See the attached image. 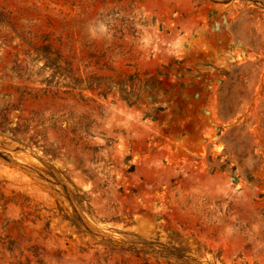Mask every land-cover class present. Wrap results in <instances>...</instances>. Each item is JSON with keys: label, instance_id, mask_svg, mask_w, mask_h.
Masks as SVG:
<instances>
[{"label": "rangeland", "instance_id": "374dc122", "mask_svg": "<svg viewBox=\"0 0 264 264\" xmlns=\"http://www.w3.org/2000/svg\"><path fill=\"white\" fill-rule=\"evenodd\" d=\"M0 264H264V0H0Z\"/></svg>", "mask_w": 264, "mask_h": 264}, {"label": "bare ground", "instance_id": "6f19581e", "mask_svg": "<svg viewBox=\"0 0 264 264\" xmlns=\"http://www.w3.org/2000/svg\"><path fill=\"white\" fill-rule=\"evenodd\" d=\"M173 45H174V47L176 48L177 51H179V50H181V49L187 47V46H185V44H183L182 41H179V40L174 41ZM190 51H192V50H190ZM193 51H194V50H193ZM198 53H199V52H198ZM206 117H207V116H206ZM207 118H208V117H207ZM210 120H211V119H210Z\"/></svg>", "mask_w": 264, "mask_h": 264}]
</instances>
